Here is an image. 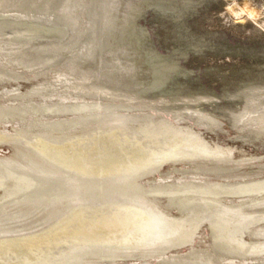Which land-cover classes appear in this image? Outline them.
Listing matches in <instances>:
<instances>
[{
  "label": "bare ground",
  "instance_id": "6f19581e",
  "mask_svg": "<svg viewBox=\"0 0 264 264\" xmlns=\"http://www.w3.org/2000/svg\"><path fill=\"white\" fill-rule=\"evenodd\" d=\"M14 1L0 0V10H5L0 11V64L4 66L0 73L13 76V81L28 73L25 79L34 81L43 72L39 82L45 84L30 89L31 81L19 94H0V121L16 122L12 130L43 136L46 142L22 169L13 165L14 157L0 154V210L10 212L8 217L0 215V264L16 254L26 264H217L226 258L235 260L234 264H264V253L249 252L264 247V217L255 223L250 220L255 206L264 214V174L215 179L234 168L229 167L234 153L248 152L203 132H223L215 112L237 117V108L243 107L246 117L238 128L231 127L235 130L231 139L264 146V43L259 48L229 47L224 37L216 44L204 39V33L192 31L187 21L198 11L199 0H20L19 8L10 10ZM147 6L155 10L159 23H170L162 37L165 53L156 49L138 20ZM234 7L230 6V14L256 22V7ZM30 15L33 22H28ZM262 23L264 28V19ZM19 28L29 33L18 34ZM204 49L239 56L238 62L231 61L227 67L232 77H225L226 71L221 77L224 100H233V105L228 100V104L220 102V96L182 65L188 50L199 54ZM42 56L60 61L55 73H45V63L44 67L27 64L31 70L21 67L19 58ZM219 64L206 62L205 70H218ZM230 85L235 90L228 93ZM53 89L78 90L88 104L95 101L111 111H127L110 119L116 126H125L120 140L111 145L107 141L114 135L113 124L103 129L88 127L98 105H79L83 117L72 118L65 107L70 100L46 97ZM52 111L60 118L48 122ZM179 118L204 127L196 131L188 124L187 128L174 122ZM71 119L82 126L67 132ZM124 119L150 122L149 142L136 145L135 135L140 132L125 125ZM82 138L91 139L84 145L97 156L100 176L92 170V176H79L59 165L71 156L61 146ZM100 152L104 155L99 157ZM210 152L225 157L203 164L201 157ZM256 155L235 163L241 169L244 164L252 167L264 160ZM188 157L192 161L182 160ZM164 160L169 161L164 170L152 167ZM119 168L134 170L128 175L102 174ZM158 170L165 173L156 175ZM186 173L203 178H172ZM54 179L60 184L57 188L52 186ZM49 189H54L56 197L47 202L37 221L29 222Z\"/></svg>",
  "mask_w": 264,
  "mask_h": 264
},
{
  "label": "rangeland",
  "instance_id": "374dc122",
  "mask_svg": "<svg viewBox=\"0 0 264 264\" xmlns=\"http://www.w3.org/2000/svg\"><path fill=\"white\" fill-rule=\"evenodd\" d=\"M199 1H201V4H200V6H198V11L193 12L192 15H190L191 17L189 16L190 18L189 17L187 18L188 19L187 20L188 24L190 23L189 27H191L190 29L192 31L193 30L195 31L197 29V31H195L197 34H199V33L203 34L204 33L203 34L204 35V39L208 40L211 43L215 40L214 44H216L215 42H217V41L220 42L222 39L220 41L218 39H220L221 37L222 38L224 37L223 39H225V40H222V41H225V44L228 45L229 47H231V46L232 47H236L238 45H240V46L241 45H243V46L245 45V47L259 48L260 44L263 45V43H264V32H262V31H264V28L261 27V24H263L262 21L264 19V8H263L264 7V2H263L264 0H246L247 2L245 0H231V1H229V0H199ZM222 1H223V3H222ZM218 2H220L221 5ZM245 2H246V4H245ZM20 3H21L20 0H15L14 2H12L11 5H10L11 6L10 10H13L15 8L18 9L19 6H20ZM233 3H234V6H236V7L233 6ZM238 4H239V6H238ZM245 5L249 6V7H256V8H254L256 10V17H255L256 18V22L253 21L250 18L245 19V20H241L242 18H237V16L234 15L232 13V11H231V14H230V6H232L234 8H239L241 6L245 7ZM259 5L261 6L262 9L260 8ZM222 6H224V7H222ZM29 8H31V7H29ZM226 8H227V10H226ZM3 9H6V8H3ZM0 11L2 12V11H5V10H0ZM144 13L145 14L142 17H140V19H138L140 21V24L143 27H145L146 30L148 31V33L150 34L152 43L156 47V49L159 52H161V53H165V51H166V48L164 46L165 42L162 40L163 39L162 37L165 36L164 32L167 31V27L166 26H169L170 23L169 22H166L168 24H165V23H162V22L159 23V21L156 18L157 16H156L155 10H152L149 6H147L145 8V12ZM33 14L37 15L34 12H33ZM257 15H259V16H257ZM243 16H245V15H243ZM257 17H259V18H257ZM257 19L258 20L260 19V20L258 21ZM246 20H248V21L246 22ZM33 21H34V19L30 15V17L28 19V22H33ZM242 21H243V24H242ZM47 22H43V23H47ZM252 22H254V23H252ZM40 24H42V23H40ZM253 24L254 25L256 24V25L254 26ZM25 25H23L21 27H25ZM253 28H254V30L256 29V30H259V31L255 30V32L252 33L251 31H253ZM18 31H19L18 34H22L23 32H24V34H28L29 33V29L27 30L26 28H19ZM256 32H258V34ZM52 33L57 34L54 31ZM206 33L208 34L210 39L212 38L213 40L208 39V36H207ZM251 33L255 34V35H252ZM7 34L9 35L10 32L6 33V35ZM205 35H206L207 38L205 37ZM10 38L12 39L13 37H10ZM256 46H258V47H256ZM213 52H214L213 50L204 49V51L202 50L199 54H196V53L194 54V52H192V50H188V56L184 60H181L182 61V65L184 67H188V68L192 69L194 71V72L192 71L193 74H195L196 76L198 75L197 77L199 78V81L202 83V85L204 87L211 88L215 94L220 96V102H222V103L224 102L223 104H228V102H231L232 103L231 105H233V102H234L233 100L231 101V100L227 99L228 102H227V100H224L225 98L222 95L223 94V90H222V87H221V77H222L223 72L226 71L231 66L232 62H235L236 59H237L236 62H238L239 56L236 55L233 51H229L230 54L227 53V52H223L222 54H219V55H216ZM202 55H204V56H202ZM197 56L200 57V58H198V60L195 59ZM228 56H230V57H228ZM42 58H43V60H42ZM53 59L54 58H52L50 56H47V60H44L43 56L42 57L32 58V59H27V58H24V57L23 58H19V60L21 62V65H23L21 67H23L24 70H31L32 67L31 68L27 67V64H31V63H34V62L36 63L37 62L38 64L40 63L41 67H44L43 65L45 63L47 65H46V67L44 68L43 71H46L45 73H50V74L55 73L57 71V69L59 68V64H60V61H58V60L57 61H51ZM216 61L221 62V63L219 64ZM204 62L205 63L209 62V64H211V63L212 64H215V63L219 64V69L218 70L217 69L216 70L212 69L211 71H207V70H205V63ZM222 64H224V65H222ZM2 66H3V64H0V67H2ZM33 67H34L33 68V70H34L36 67L35 66H33ZM3 68H4V66H3ZM221 69L223 71H221ZM35 70L38 71L39 68L35 69ZM5 72H4V74H5ZM41 73H43V72H41ZM41 73L38 74L39 78L35 79L34 81L32 79L31 80L25 79V77H24L25 73L23 74L22 78L18 77V76H15V78H18L15 81H13L14 80L12 78L13 76L10 77V75H8V74H7L8 76H5V75H3V73H0V94L8 93V92L13 93V94H19L22 89H24V90L26 89V87L24 85L26 83L31 82V81L32 82L29 85L30 89L31 88H35L36 89V88L42 87V85L45 84L44 83L45 81H42L41 83L39 82L40 81L39 79L43 75V74L41 75ZM219 73H221V74H219ZM27 74H25V75H27ZM223 75L225 77H229V78L232 77L230 75V72L228 73V71H226ZM9 82H13V83H9ZM234 90H235V87H233V85H230L228 87V91H229L228 93H231ZM50 91H51L50 94L46 95V97H54V98H57V99L70 100V101H66L65 107L67 109H69V113H70L69 115H71L72 118H74L75 116L77 117L80 114H81L80 118L83 117V112L79 113L80 110L78 111V109L83 108V106L77 108L79 105L81 106V105L84 104L86 108H88L87 107L88 105L89 106L93 105L94 107H96L98 105L97 106V111H94L95 115H92L91 118H90L91 122L90 121L88 122V125H89L88 127H93V128L95 127L97 129H103L106 126H112L113 123L110 120V119H112L111 118L112 115L115 116L116 113L118 115H120V114L123 115L124 113L125 114L128 113L127 111H125V110L123 111L122 109L119 110L118 108L111 111L110 109H107V107L104 104H101V103L97 104V103H95V101H92V102H90V104H88V103H86L88 101H84L85 99L83 98L82 94H80V92L78 90L70 89L68 91H61L59 89H55V90L53 89V90H50ZM120 97L122 99L126 98L125 96L124 97L120 96ZM221 98H222V100H221ZM72 99H79V101L72 102L71 101ZM150 99H153V96H151ZM170 105H171V108H174V106H175V104H170ZM74 107H76V108H74ZM180 108H184V107L181 106ZM237 109H238V110H236L237 114H238L237 117H236V115L235 116H231V117H226V116L222 115L220 112H215L214 115H216V116H214V117L218 120L220 128H222L224 130L223 132H219V134L216 135V134H214L215 132L213 133L212 131H209V132L205 131V130L203 131L207 136L217 137L219 139V143L232 144V145L241 147L242 149L245 150V152H248L246 154L244 152H236V153H234L233 159L230 161L233 164V166H229L230 168H233V167L234 168L230 169V170L228 169L229 174H226V175H223V176H213L215 179H224V178L234 179V178H240L242 176L243 177H248V176H258V175L264 174V165H261L262 163H264V160L263 161L260 160L262 163L258 162V163H256L257 165H253L252 167H250L249 165L244 164L242 169H241L242 166H240V163L236 164L239 161L240 162H244L245 160H243V159L245 157H249L248 155L257 154L256 156H259L260 158L261 157L264 158V146H260V145H258L256 143H254V144L253 143L252 144L243 143L242 144V142H240L239 140H232L231 139V137L235 135V132H234L235 130L232 129L231 127L238 128L239 127L238 125L240 124V121L243 118L245 119V117H246L245 116L246 113H244V112H246L245 108L241 107V108H237ZM49 116H50V119L48 118L49 119L48 122L49 121H54V120L60 118L59 116H57L56 113H54V111H52L51 115H49ZM53 117L55 119H53ZM131 120H133V119H131ZM173 120H174V122L181 123L184 126L189 124V125L193 126V128L196 129V131L202 130L203 127H204L203 124L194 123L193 121H189L190 123H188L186 120H184V119L182 120L180 118L179 119H173ZM123 121L124 122L127 121L128 123L125 124V125H128L133 130L137 131L136 128H138V132H140V133L138 135L134 134L135 138H136L135 139L136 140V142H135L136 145L143 146L145 141L149 142L148 140H146L147 139L146 137L148 136V134H147L148 131L152 130V129H149L150 126H147V125L151 124L150 122H148V121L146 122L145 121V123H143L142 121H137V119H134L133 122H130L129 119H127V120L124 119ZM15 124H16V122H12L11 123L9 121H2V120L0 121V133L3 131L0 134V140H1V142H0V144H1L0 145V154L2 156L7 157V158H10L11 156L14 157V159H12L13 165L15 164V166L19 168L20 166H24L27 162L34 161V159H35V154L34 153H36V151H43V149H44L43 145L46 142V140H44L45 138L43 136L40 137V136L34 135L32 133L26 134V132L24 133L22 131L19 132V130L18 131L14 130L16 128H14L12 130V127ZM68 126L69 127L67 128V132L68 131L77 130L80 126H82V124L79 123L78 121H74L73 122L72 119H71L70 122L68 123ZM114 126H115V128L113 129V132H111L114 135H112L107 140V141H109L108 143H110V145L112 143L117 142V141L120 140V137L122 136V133L124 132V128H125V126H123L122 124L117 125V126L114 125ZM140 128H141V130H140ZM14 131H15V133H14ZM7 132H9V133H7ZM10 133H12V134H10ZM43 134L45 135L46 132L43 133ZM153 136H155V135H153ZM18 137H20V138H18ZM27 138H29V139H27ZM2 140L4 142H2ZM30 140L31 141L35 140V141L31 142ZM79 140L81 142L78 141V140H75V141H71V142H66L65 143L66 145L63 144L61 146V147H63L62 149L66 150L65 152L70 153L71 156L70 157H66L67 159L65 160V162L64 161H62L61 163L59 162V165L61 166V168H63V170L71 172V173H76L79 176L80 175H82V176L84 175L86 177H89V176H92L91 175L92 172H94L95 174L99 175L98 173H99L100 165L97 163L99 160L95 159V157H97V156H95L93 154V151L85 149V145H84V144H86L87 141H89L91 139L82 138V139H79ZM150 144L152 145L151 140H150ZM153 147H156V146H153ZM69 149H70V151H69ZM8 153L11 154V155H8ZM212 153L213 152H210V154L202 156L201 159L200 158H198V159L196 158L195 159L194 158L195 155H192L191 158L194 159V160H199L200 159V160H202L203 164H212V163H215V161H217L216 163H218V160L220 161L221 158L225 157L224 153L219 154L220 156L218 154L217 155L216 154L213 155ZM101 155L103 156L104 153L100 152L99 157ZM188 158L182 159V160L192 161V159L190 157H188ZM166 161L164 160V161H160V163H153L152 167L161 166L163 168V170H164V167H166L165 165L167 164V162H169V161H167V162ZM149 165H151V164H149ZM236 165H238L239 169H237ZM248 166L250 168H248ZM86 167H91V169H85ZM181 167H184V166H181ZM137 168H138V166H137ZM139 168L141 169L140 166H139ZM140 169H136L135 171L140 170ZM88 170H90V171H88ZM91 170H92V172H91ZM133 170L134 169L130 170L128 168H119L117 172L109 170V171H107V173L103 172L102 174L108 175V173H110L111 175H114V174L115 175H128L131 172H133ZM97 171H98V173H97ZM119 171H120V173H119ZM158 171H157V173H155L156 175L160 174L161 172L165 173L164 171H159V172ZM168 174L172 175L173 171H169ZM97 175H95V176H97ZM173 177H176L178 180H180V179H201V178H203L202 175H196V174H193V173L175 175V176H172V178ZM53 182H51V183L53 184L52 186L54 188L56 187V185L57 186L60 185L57 180L55 181V179H54ZM53 190L49 189V191H47L46 195H41V199L44 200L45 202L40 203L39 207L37 209H35L29 215V217H28V221L29 222H33V221L35 222L41 217L42 212L44 211V209L46 207L45 205H47V202L49 200H51V199L56 197V194L53 192ZM176 191H179V190H176ZM18 197H20L19 200L22 199L21 196H18ZM16 201H17V199H16ZM1 204H3V203H1ZM0 206H2V205H0ZM256 209H257V206L254 207V211H253V212L256 211V213H254V215H251V218H252V219H250L251 223H255L256 221H260V219H262V217H264V214L260 213L261 211L258 212L259 210L257 211ZM252 210H253V208H252ZM262 214H263V216H262ZM0 215L3 216V217L4 216L8 217V216H10V212L8 210H5V211L4 210H0ZM33 217H35V218H33ZM9 226H11V224H9ZM8 235H10V234L7 233V235H4L5 236L4 238H8L7 237ZM0 240H3V239H0ZM63 241L64 240H62V241L60 240L59 242H63ZM249 252H253L252 254H254V256H256V254L259 255L260 252L264 253V247L257 248V249H252V250H249ZM16 255H11V257L7 261L8 262L7 264H18V263L19 264H26V262L20 261L19 254H16ZM231 259L232 258L222 259L217 264H234L235 260H231Z\"/></svg>",
  "mask_w": 264,
  "mask_h": 264
}]
</instances>
